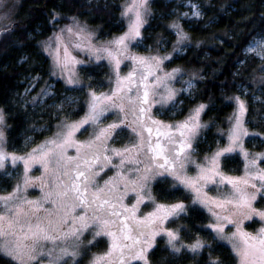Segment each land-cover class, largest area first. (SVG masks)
<instances>
[{"label":"snow or ice","instance_id":"1","mask_svg":"<svg viewBox=\"0 0 264 264\" xmlns=\"http://www.w3.org/2000/svg\"><path fill=\"white\" fill-rule=\"evenodd\" d=\"M193 8L192 14L199 16L195 5ZM148 15L149 0H125L121 16L128 21L127 31L104 46L88 49L97 63L108 61L114 73L115 88L100 95L90 92L89 111L82 120L63 124L53 138L34 148L26 157L4 151V132L0 129V171H4L9 162L13 167L23 163L25 173L11 193L0 195V256L10 258L14 264H39L41 257L46 258L48 264H78L77 258L81 255L83 244L81 237L85 232L92 236L87 241L88 245H93L100 237H106L109 242L107 251L93 255L89 264H133L134 261L148 264L147 254L154 247L157 236L167 237L166 244L173 254L186 249L198 255L205 247L203 241L184 245L180 243V229L167 230L163 227L165 221L187 214L183 203L167 206L155 204L154 211L142 218L137 217L140 204L154 203L146 190L150 181L156 177L170 176L174 188L182 186L194 193L193 204H200L208 210L214 222L206 227L216 234V239L231 245L238 264H264V227L255 234L245 232L241 227L245 220L259 218L264 221V211L253 207L258 196L264 197V171L257 168V161H264V155L249 159L250 154L243 153L247 161L243 177L226 176L220 170L221 157H228L237 151L241 137L248 135L243 129V116L247 110L245 102L240 97L229 98L236 104V111L230 118L234 126L228 134L229 144L211 157H206L204 163H197L193 158L196 154L195 142L201 129L207 127L200 122V115L207 105H198L179 123L164 124L154 119L151 115L153 107L175 104V89L165 85L164 93L158 94V90L165 80L174 79L179 69L165 73L161 78L156 70L162 71L163 61L170 60L171 56L141 57L128 54L129 45L140 41L141 28L147 23ZM183 15L187 16L188 13ZM170 27L176 30L177 45L188 39L178 23ZM61 32L75 35L77 41L91 39L83 28L78 32L72 28ZM56 39L54 65L64 73L67 85L79 87L75 65L83 61L76 60L69 47L63 45L60 34ZM72 47L79 50L81 43H73ZM178 50V47L173 49ZM254 50L249 48V51ZM124 60H131L134 66L127 76L121 77L120 65ZM192 87L189 81L184 91ZM112 110L122 113V118L118 117V122L99 128L101 117ZM3 122L0 111V125ZM86 125H97V130L87 141L77 143L75 134L81 130L87 131ZM121 129H130L136 140L123 149L109 148L108 141ZM68 147L76 148V157L66 156ZM141 154L147 158V164L138 170L141 174L132 182L136 204L121 210L118 205L128 192L120 195L119 184L113 185L112 179L100 186L97 177L108 167L124 169L125 164L133 162V158L143 163ZM113 156L120 158L119 164L114 163ZM30 162L42 163L45 173L52 177L49 182L51 188L44 201L53 205L51 211L44 209L40 201L27 200L22 196L26 187L33 183L27 176L31 171ZM188 165L196 167L195 176L186 174ZM209 186H215L216 198L209 197L204 191L205 188L211 190ZM77 209H81L83 214L72 216L69 220ZM70 223L71 227L67 228ZM227 225L236 229L231 236L225 235ZM68 241L71 244L66 243ZM49 244L52 247H48ZM211 264H217V261Z\"/></svg>","mask_w":264,"mask_h":264},{"label":"trees","instance_id":"2","mask_svg":"<svg viewBox=\"0 0 264 264\" xmlns=\"http://www.w3.org/2000/svg\"><path fill=\"white\" fill-rule=\"evenodd\" d=\"M121 1L18 0L14 16L16 26L0 40V109L5 116L6 146L9 150L24 152L29 135H34L35 142L40 141L45 134L54 131L55 123L61 118L75 120L86 111L84 94L79 96L76 104L66 105L63 117L54 116L53 107L49 110H44L42 106L31 109L24 107L19 100V95L34 77L38 78L34 90L54 82V98H60V93L68 92L62 81H55L52 77L50 61L41 49V43L59 27L75 19L88 24L100 38H109L122 32L125 20L121 16ZM200 2L202 17L194 22L182 21L188 37L185 51L175 57L171 64L180 67L185 73L195 74L191 93L179 95L181 110L177 116H185L195 106L207 104L203 120L212 125L209 128L210 141L198 143L200 152L204 153L214 145V129L225 127L231 116L233 103L229 98L242 93L243 88L249 89L246 95L250 102L247 114L249 128L264 132V120L260 115L264 112L263 105L261 102L254 103L252 99L253 93L257 92L256 84L262 86L264 91V76L261 74L264 61L245 50L255 37L264 35V0ZM177 6L181 7L176 1L153 0L152 15L144 29L147 45L154 44L155 35H167L169 40L173 38L166 16ZM80 72L88 86L100 89L108 87L106 68L88 66L81 68ZM44 125L47 128L34 130L36 126ZM242 165L239 156H230L223 161V168L232 174H239ZM12 185L13 180L0 174V192L11 190ZM152 192L159 202L165 204L190 200V195L179 187L174 188L167 179L156 180ZM189 204L187 214L178 216L169 225L180 229V241L192 243L201 239L205 247L198 255L186 250L173 254L165 239H159L148 252L150 264H211L212 261H217V264H237L231 247L216 239L205 228L208 214ZM97 245L104 248L103 242ZM0 264L14 262L0 256Z\"/></svg>","mask_w":264,"mask_h":264},{"label":"rangeland","instance_id":"3","mask_svg":"<svg viewBox=\"0 0 264 264\" xmlns=\"http://www.w3.org/2000/svg\"><path fill=\"white\" fill-rule=\"evenodd\" d=\"M123 1V2H122ZM120 2L121 12L123 11V7L125 6V0H122ZM169 1H176L178 2L181 7H175L173 8L168 14V29L171 31V35L173 38L169 40V36L167 35H155L153 38L152 43L147 45L145 43V34L144 29L149 24V17L152 15V8L151 4L153 0H149V9H150V15L146 17L147 23L144 25L143 28H141V39L138 43L133 42L129 45L128 48V54L132 56H141V57H151V56H171L170 60L163 61V64L161 66V70H156L157 75L161 78L164 77L165 73H171L175 69H179V73L175 76L172 80H165L164 85H162L161 89L158 90V94L164 93L165 85L167 88L175 89L176 90V97H175V104L174 105H168L165 107H161L160 105H156L152 108L151 115L154 119L164 123V124H175L179 123L181 121H184L190 114H187L182 117H178L177 113L181 110V100L179 99V95L181 93H184L185 95H188L191 93V89H188L187 91H184V89L187 88V82L191 81L192 85L194 86L195 83V74L192 73H185L184 70H182L178 66H173L171 64V61L181 55L185 51V45L186 41H184L182 44L177 45V34L176 30H174L172 27H170L173 23H178L180 25V29L183 30V32L186 35V32L183 28L182 21H196L202 17V4L200 0H166V2ZM17 4L18 0H0V29L9 27L11 23L15 22V13L17 11ZM193 5L196 6L198 9L200 15L194 16L192 13L194 11ZM184 13H188L187 16H184ZM125 20V27L122 32L109 37V38H100L98 34L86 23L80 21V20H73L72 22H69L67 24L62 25L59 27L54 33L45 41L41 43V49L44 51L46 56L49 58L50 66H51V75L54 78V80H60L63 82L66 88H68V92H62L60 93L61 97L57 98L54 96L56 95V91H54V82L50 83L44 87H40L38 90H34L36 82L38 80L37 77L31 78L28 87L19 95V100L23 103L24 107H30L31 109H36L38 106H42L44 110H49L51 107H53V114L54 116H62L64 114V108L66 105L76 104L79 100V96L81 94H84L85 102H86V111L85 113L75 119V120H66L64 118H61L60 121L55 123V129L53 132L45 134V136L40 140L35 142L34 135L31 134L27 137L25 141L26 149L24 152H18L14 150H9L6 146V137H5V116L3 113V125H0V129L4 132V151L9 154H15L17 156H24L26 157L29 153L32 152L34 148H37L38 146L44 144L47 140L54 137L55 133L59 130H61V126L63 124H72L79 122L82 120L86 114L89 111V102H90V92H95L97 95H100L101 93H109L110 90H113L115 88L114 81V73L112 69L109 66V63L107 60H101L99 63H97L96 59L93 56V53L89 51V48H99L101 46H104L107 44L108 41H111L114 37H118L123 35L127 31V24L128 21L126 18H123ZM72 28L74 32H78L80 28H83L85 30V33L91 37L90 40L88 39H82L81 41H77V38L75 35H71L67 32H61L63 29ZM60 34L62 38L63 45H66L69 47V50L72 52V55L75 57L78 61H83V63H79L75 65V72L77 74V78L80 80L79 87H70L65 83V76L61 69H58L54 65V56L56 55L55 49L57 46V35ZM187 36V35H186ZM80 42L81 43V49L77 50L72 47L73 43ZM257 44H260V47H257ZM174 47H178V51H173ZM255 49L254 51H249V48ZM47 49V50H46ZM246 52L248 54H254L257 56L260 60L264 61V35H260L255 37L246 47ZM88 66H96L98 69L106 68L107 71V82L108 87L106 89H100L95 88V86H88L87 81H85L82 77V74L80 72L81 68L88 67ZM134 64L131 60H124L120 65V76L124 77L127 76V74L132 70ZM263 73H261L264 76V66L261 70ZM55 73V74H53ZM91 75H88L90 77ZM139 77V72L137 73V78ZM91 78V77H90ZM112 78V79H110ZM88 80V79H87ZM152 78H149V81L151 82ZM261 84V83H260ZM95 85V84H94ZM257 92L253 93L252 99L253 102H261L264 108V91L262 86L259 84H256ZM249 93L248 88H243V92L237 95L236 97H240L241 100L245 102L246 105V112L243 116V129L248 133V135H243L241 137V143L238 147L237 151L233 152L230 156H239L243 162L242 170L239 174H232L227 172L223 168V161L227 157H221L220 159V170L222 174L226 176H230L233 178H239L243 177L245 175V165L247 161L244 158L243 153L247 152L249 153V159L251 157H259L261 155H264V132L261 133L256 129H250L248 124V104L250 103L249 100H247V96ZM131 95V94H130ZM53 97V98H52ZM51 98V100H49ZM232 100V99H231ZM233 103V111L231 113V116L228 118V121L226 123L225 127L222 128H215L214 134H215V141L214 145L211 147V150L206 151L204 153L200 152V148L198 147L199 142L203 141H210L209 140V128L212 126L210 123H207L203 120V113L200 115V122L207 127H204L201 129L200 135L197 137V140L195 142L196 147V154L193 157L197 163H204L206 157H211L217 150H221L224 147L228 146L229 140H228V134L230 133L232 127L234 126V121L230 118L233 116V113L236 111V104L235 101L232 100ZM252 103V102H251ZM203 104V103H202ZM200 105V104H199ZM207 105V104H204ZM198 106V105H197ZM195 106V107H197ZM194 107V108H195ZM193 108V109H194ZM42 109V110H43ZM74 109V108H72ZM192 109V110H193ZM191 110V111H192ZM261 118L264 120V112L260 113ZM123 114L119 113L118 110H112L105 113L104 116L101 117L98 127L104 128L107 127L109 124H112L113 122H118V117L122 118ZM87 131L81 130L80 132H77L75 134V140L77 143L87 141L89 137L92 135V133L97 130V125H86ZM47 128L46 125L42 127H35V131H40L41 129ZM119 134L115 135L112 140L108 141L109 148L112 149H123L125 146H131V143H133L136 138L134 137L133 133L130 129H121L118 130ZM29 146V147H27ZM66 156L68 157H76L77 151L75 147H68L66 150ZM228 156V157H230ZM128 157H126L127 159ZM141 160H143V163H140V161H137L133 158L132 163H127L124 166V169H117L115 167H108L105 168L104 171L101 173L99 177H97V184L100 186L104 185L105 181H108L110 179L113 180V185L119 184L118 192L120 195H123L125 191L128 192V195L123 196L122 203L118 205L119 209H123L124 207L131 208L134 204H136V194L132 191L133 187V181H135L138 176L141 174L140 171L145 167L147 164V158L141 154ZM113 161L115 164H119L120 158L113 156ZM31 171L27 173V176L29 179L33 182L32 186L26 187L25 191L22 193V196L31 201H40L43 204L44 209L47 210H53V205L51 203L44 202L45 196L48 191H50L51 185L50 180L52 177L47 175L45 173V168L42 163H33L30 162ZM257 168L261 171H264V161H257ZM186 174L188 176H195L197 174V169L193 165H188L186 168ZM5 172L8 173L5 175ZM0 174L4 177H7L10 180H13V185L11 190L6 192H0V195H7L11 193L14 190L15 185L21 181V178L24 176V164L18 163L15 167L12 166V164L9 162L6 164V167L4 171H0ZM253 174H255L253 172ZM66 179V178H65ZM158 179H167L170 180L172 185L174 183L172 177H156L155 179H152L149 183L148 188L146 189L148 192H150L152 202H148L146 204H140L139 205V211L137 212V217L142 218L143 216L148 215L150 212L154 211L155 204H162L166 205L165 203L159 202L156 197L154 196L152 192V185L153 183ZM259 183V182H257ZM48 184V187H45V185ZM181 188L184 190V192L188 195H190L189 201H181L178 203H183L186 206L189 205L198 207L199 209L203 210L208 214L209 220L208 223L205 225V228L209 230L214 236H216L215 233L212 232V230L207 225L214 222V218L210 215L207 209L202 207L200 204H193V199L195 198V194L192 192L187 191L182 186H177L176 188ZM209 188H205L204 191L207 193L209 197L216 198L217 196V190L215 186H209ZM95 190V189H93ZM227 190V189H226ZM53 200H55V197H52ZM147 199V198H146ZM59 203V201H57ZM175 204V203H174ZM172 205V204H171ZM253 207L259 211H264V197L258 196L256 201L253 203ZM83 212L81 209H77L75 213H72V215L69 217V220L72 219V216L82 215ZM176 217L173 220L165 221L163 224V227L167 230H176L177 228H173L169 225L170 222H173L177 219ZM71 227V223L67 226V228ZM243 231L255 234L261 227H264V221H261L259 218H253L251 220H245L244 223L241 225ZM235 227L232 225H227L225 227V235L231 236L233 232H235ZM92 239V236L90 233L85 232L84 236L81 237V240L83 241V244L81 245L80 252L81 255L77 258L78 264H89L90 259L93 255H99L107 251L109 242L106 237H100L97 238L96 243L93 245H88L87 241ZM159 239H165V243L167 240V237L165 236H157L155 239V244ZM202 241L201 239H197ZM196 240V241H197ZM196 241L192 243H185L183 241H180V243L184 245H191L195 243ZM99 242H103L104 248L101 249L97 244ZM224 242V241H222ZM68 244H71V241L66 242ZM228 244L227 242H224ZM97 245V246H96ZM167 245V244H166ZM230 247L231 245L228 244ZM48 247H52L50 244ZM232 249V247H231ZM71 250V248H70ZM186 250V249H182ZM88 251L89 254L88 255ZM187 251V250H186ZM236 257V256H235ZM237 259V258H236ZM147 260L148 264H150L147 254ZM138 262V261H134ZM133 262V263H134ZM140 264H143V262H138ZM39 264H48V260L44 257L40 258ZM71 264V262H70ZM238 264V261H237Z\"/></svg>","mask_w":264,"mask_h":264},{"label":"water","instance_id":"4","mask_svg":"<svg viewBox=\"0 0 264 264\" xmlns=\"http://www.w3.org/2000/svg\"><path fill=\"white\" fill-rule=\"evenodd\" d=\"M15 26H16V22H13V23L10 24L9 27H6V28H2V29H0V40L2 39V37H3L5 34H7V33L11 32V31H13V29H14Z\"/></svg>","mask_w":264,"mask_h":264},{"label":"flooded vegetation","instance_id":"5","mask_svg":"<svg viewBox=\"0 0 264 264\" xmlns=\"http://www.w3.org/2000/svg\"><path fill=\"white\" fill-rule=\"evenodd\" d=\"M167 205H170V204H167Z\"/></svg>","mask_w":264,"mask_h":264},{"label":"bare ground","instance_id":"6","mask_svg":"<svg viewBox=\"0 0 264 264\" xmlns=\"http://www.w3.org/2000/svg\"><path fill=\"white\" fill-rule=\"evenodd\" d=\"M2 29V28H1Z\"/></svg>","mask_w":264,"mask_h":264}]
</instances>
